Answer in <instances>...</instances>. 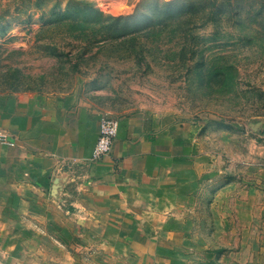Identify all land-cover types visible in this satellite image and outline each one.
<instances>
[{
    "label": "rangeland",
    "instance_id": "1",
    "mask_svg": "<svg viewBox=\"0 0 264 264\" xmlns=\"http://www.w3.org/2000/svg\"><path fill=\"white\" fill-rule=\"evenodd\" d=\"M66 92L101 114L200 122L205 190L176 264L264 263V0H0V99ZM237 192H254L251 212ZM45 215L37 230L27 215L29 264H141L66 243Z\"/></svg>",
    "mask_w": 264,
    "mask_h": 264
},
{
    "label": "crops",
    "instance_id": "2",
    "mask_svg": "<svg viewBox=\"0 0 264 264\" xmlns=\"http://www.w3.org/2000/svg\"><path fill=\"white\" fill-rule=\"evenodd\" d=\"M101 115L71 92L0 99V129L16 140L0 143V264H29L27 215L37 230L45 214L43 229L61 224L66 243L115 244L141 264L178 262L188 202L205 190L200 122L116 117L111 152L91 162ZM237 193L251 212L254 192Z\"/></svg>",
    "mask_w": 264,
    "mask_h": 264
},
{
    "label": "built area",
    "instance_id": "3",
    "mask_svg": "<svg viewBox=\"0 0 264 264\" xmlns=\"http://www.w3.org/2000/svg\"><path fill=\"white\" fill-rule=\"evenodd\" d=\"M118 128V118L109 114L101 115V118H99L98 134L89 161L93 162L100 160L103 156H106L111 152ZM0 143L15 145L16 140L10 137V134L6 130L0 129Z\"/></svg>",
    "mask_w": 264,
    "mask_h": 264
}]
</instances>
